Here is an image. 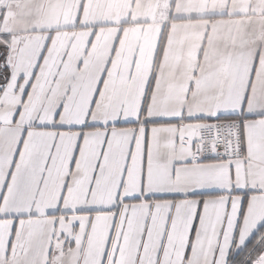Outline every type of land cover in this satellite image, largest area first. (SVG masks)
<instances>
[{"label":"snow or ice","instance_id":"snow-or-ice-1","mask_svg":"<svg viewBox=\"0 0 264 264\" xmlns=\"http://www.w3.org/2000/svg\"><path fill=\"white\" fill-rule=\"evenodd\" d=\"M0 264H264V0H0Z\"/></svg>","mask_w":264,"mask_h":264}]
</instances>
